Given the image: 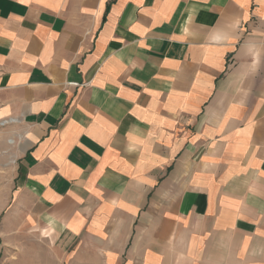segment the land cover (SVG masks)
<instances>
[{"label":"crops","instance_id":"crops-1","mask_svg":"<svg viewBox=\"0 0 264 264\" xmlns=\"http://www.w3.org/2000/svg\"><path fill=\"white\" fill-rule=\"evenodd\" d=\"M0 221L62 264H264V0H0Z\"/></svg>","mask_w":264,"mask_h":264},{"label":"rangeland","instance_id":"rangeland-1","mask_svg":"<svg viewBox=\"0 0 264 264\" xmlns=\"http://www.w3.org/2000/svg\"><path fill=\"white\" fill-rule=\"evenodd\" d=\"M3 221H0V264H62V259L50 251L43 234L5 235L11 225Z\"/></svg>","mask_w":264,"mask_h":264}]
</instances>
